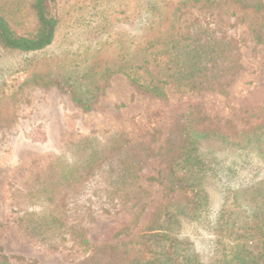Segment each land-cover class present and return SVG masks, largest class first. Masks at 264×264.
Segmentation results:
<instances>
[{
    "label": "rangeland",
    "instance_id": "rangeland-1",
    "mask_svg": "<svg viewBox=\"0 0 264 264\" xmlns=\"http://www.w3.org/2000/svg\"><path fill=\"white\" fill-rule=\"evenodd\" d=\"M179 1L59 0L60 37L46 56L69 52L81 60V74L90 71L88 81L99 90L86 112L72 102L69 92L33 84L34 74L53 68L52 64L37 68L31 61L27 64L26 59L38 61L40 56L0 55V260L6 257L10 264H87L92 252L77 244L82 233L93 247L114 246L104 259L134 261V257L143 256L141 237L148 232L151 220L167 208L189 206L177 186L181 180L175 172L172 179L176 185L168 191L173 169L170 159L178 144L172 141L179 138V125H210L240 132L247 121L264 119V44L249 40L248 22L231 15L232 5L208 10L199 8V2L185 8L182 15V19H206L216 38L239 40L238 71L216 80L224 83V93H168L158 99L134 88L123 73L103 78L106 67L145 49L152 37L182 30L177 25L168 30L171 12ZM235 12L240 15L239 7L235 6ZM259 21L264 29V19ZM67 22L72 26H66ZM141 54L136 63L144 52ZM189 113L205 120L199 125ZM115 135L125 137L123 155L130 161L142 159L138 188H128L131 198L127 202L118 201L122 191L112 198L113 187L108 184L120 175L117 157L93 168L80 183L59 185L62 172L55 170L56 163L74 164L101 145L115 146ZM85 139L90 140L82 145L84 149H76ZM198 146V155L206 165L200 180L206 200L201 205L207 207L196 220H180L173 236L201 263L214 264L234 245L226 236L228 231L217 234L218 212L224 208L230 221L240 224L250 212L246 204L252 189L264 182V158L239 144L208 140ZM137 199L139 204L131 207ZM141 207L139 224L132 226L133 213ZM51 216L60 220L61 229L49 228L57 226ZM125 226H130L131 235L115 238ZM99 258L96 255L93 260Z\"/></svg>",
    "mask_w": 264,
    "mask_h": 264
},
{
    "label": "trees",
    "instance_id": "trees-1",
    "mask_svg": "<svg viewBox=\"0 0 264 264\" xmlns=\"http://www.w3.org/2000/svg\"><path fill=\"white\" fill-rule=\"evenodd\" d=\"M199 2V8L208 10L232 5L231 15L236 17L237 21L248 22L249 40L255 44H264V29L259 23L261 17L264 19V0H182L173 7L168 28L170 30L177 25L182 30L152 37L145 49L134 52L118 65L106 67L103 78L108 79L114 73H123L134 88L158 99L166 98L168 93L179 95H194L203 91L224 93V83L216 80L238 71L239 40L235 38L227 40L224 36L216 38L210 33L213 30L205 23L206 19L198 17L182 19L184 9L195 7ZM59 5V0H1L0 55L13 53L23 58L30 55L40 56L41 58H36L38 61L28 58L26 62L31 61L35 68L37 65L47 64H52L53 68L42 74H34L31 78L33 84L39 82L44 87L56 86L60 91L69 92L72 102L86 112L90 110L94 96H97L99 90L88 81L90 71L83 70L81 74L79 70L84 68L81 60L69 52H62L59 57L46 56L60 37L62 15L58 12ZM235 6L239 7L240 15L236 14ZM71 24L67 22L66 26H72ZM242 41L245 39L240 42ZM143 52V56L136 63L135 60ZM58 76L62 77L61 81L56 78ZM189 115L197 118L199 125L205 120L203 117H196L197 114L189 113ZM178 133L176 137L179 138L174 137L172 141L177 140L179 145L177 144V151L170 159L173 169L170 173L168 191L176 185L172 179L175 172L181 180L177 186L183 191L189 206L171 207V210L167 208L163 214L156 215L146 229L148 232L141 237L145 246L142 250L143 256L134 257L132 262L116 260L112 257L104 259V256H109L114 251V246L105 244L93 247L81 233L77 244L83 248V251L92 252V258L87 264H203L195 254H190L183 247L185 243L182 240L173 236L180 220H196L202 215V209L206 210L207 207L201 205L206 200L200 189V180L203 178L202 172L206 169V165L198 155L200 151L198 144L208 140L221 145L239 144L240 148L255 151L258 156L264 158V119L261 117L255 122L247 121V126L240 132L223 130L217 126L199 128L193 124L181 123ZM124 138L115 135L112 138L116 143L115 146L101 145L95 153H89L84 159L78 158L74 164L66 165L60 161L56 163L55 170L62 172L59 176V185L70 186L80 183L92 173L93 168H100L103 161L117 157V169L120 175L108 184L113 187L112 198L114 194L122 191L121 195H117L118 201L123 204L127 202L131 198L128 197L131 191L128 188L132 185L136 186L139 178L137 172L141 170L142 159L130 161L123 155L125 154ZM90 139L80 141L75 148L84 149L82 145ZM118 185L122 187H117ZM250 195L252 196L250 203L246 204L250 212L240 220L239 225L230 221L227 210L224 208L219 210L217 223H220L218 226L220 230L217 234L226 235L225 231H228L226 236L234 241V245L229 246L221 259L214 264H264V182L257 184ZM137 204H139L138 199L131 204V207ZM143 211L141 207L133 213L132 226L139 224ZM50 219L57 225H52L50 229H61L58 226L59 224L62 226L59 219L53 216ZM130 226L120 229L114 237L131 235ZM41 230L44 232L46 228ZM96 255L100 258L94 261L93 257ZM0 264L10 263L6 257H2Z\"/></svg>",
    "mask_w": 264,
    "mask_h": 264
}]
</instances>
